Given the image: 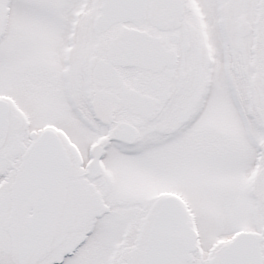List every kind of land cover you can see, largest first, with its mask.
Here are the masks:
<instances>
[{"label": "snow or ice", "instance_id": "obj_1", "mask_svg": "<svg viewBox=\"0 0 264 264\" xmlns=\"http://www.w3.org/2000/svg\"><path fill=\"white\" fill-rule=\"evenodd\" d=\"M0 264H264V0H0Z\"/></svg>", "mask_w": 264, "mask_h": 264}]
</instances>
